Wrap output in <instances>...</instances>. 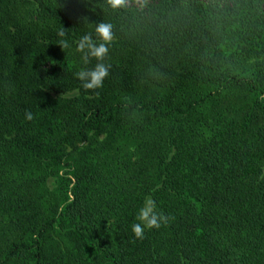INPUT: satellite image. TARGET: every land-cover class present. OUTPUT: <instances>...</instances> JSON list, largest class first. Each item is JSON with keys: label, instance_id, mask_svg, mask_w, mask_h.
<instances>
[{"label": "trees", "instance_id": "obj_1", "mask_svg": "<svg viewBox=\"0 0 264 264\" xmlns=\"http://www.w3.org/2000/svg\"><path fill=\"white\" fill-rule=\"evenodd\" d=\"M0 264H264V0H0Z\"/></svg>", "mask_w": 264, "mask_h": 264}, {"label": "clouds", "instance_id": "obj_2", "mask_svg": "<svg viewBox=\"0 0 264 264\" xmlns=\"http://www.w3.org/2000/svg\"><path fill=\"white\" fill-rule=\"evenodd\" d=\"M114 8L120 7L125 3V0H110ZM96 32L104 41H110L112 38L111 25L101 23L97 26ZM63 47H67L66 42H60ZM87 47L90 50V55L102 59L108 52V48L105 44L99 46L91 42L89 37H84L79 44V49L83 50ZM109 72L107 67L103 63H99L96 67L90 71H81L78 73L81 79L87 78L83 84L84 89H96L103 85L104 79L108 76ZM27 119H32V114H27ZM168 222L162 212L157 210V203L151 197H146L142 206L138 209L136 214V222L131 225V230L137 238H142L145 229L160 228L162 224Z\"/></svg>", "mask_w": 264, "mask_h": 264}]
</instances>
